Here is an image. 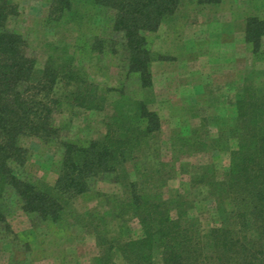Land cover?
<instances>
[{
	"label": "trees",
	"instance_id": "1",
	"mask_svg": "<svg viewBox=\"0 0 264 264\" xmlns=\"http://www.w3.org/2000/svg\"><path fill=\"white\" fill-rule=\"evenodd\" d=\"M48 22L81 25L85 17L110 15V29L120 40L94 36L85 42L89 54L109 52L126 68L125 81L114 90H102L82 71L69 48H54L45 67L28 51V42L9 24L18 16L13 0H0V225L10 229L8 195L17 197L21 209L52 227L66 224L73 201L87 195L90 181L115 174L127 191L124 209L142 228V237H109L93 230L100 255L96 264H264V83L248 76L235 95V116L221 127L217 146L225 145L230 162L219 173L216 165L197 168L194 187H209L217 205V223L208 231L191 214L194 202L184 195L165 199L146 188L150 179L132 181L127 164L138 159L161 133L155 102L152 65L157 57L148 34L172 22L184 3L220 6L224 0H46ZM245 42L254 57H264V18L246 19ZM138 86L130 94L128 81ZM111 104L112 115L101 139L81 143L61 139L55 115L64 106L102 112ZM26 139L63 148L59 176L54 185L18 173L30 158ZM235 146H231V142ZM200 144V143H199ZM204 149L207 144L201 143ZM216 147V146H215ZM81 218V216L79 217ZM86 219L77 222L87 228Z\"/></svg>",
	"mask_w": 264,
	"mask_h": 264
},
{
	"label": "rangeland",
	"instance_id": "2",
	"mask_svg": "<svg viewBox=\"0 0 264 264\" xmlns=\"http://www.w3.org/2000/svg\"><path fill=\"white\" fill-rule=\"evenodd\" d=\"M13 2L19 14L9 28L28 42L37 69L45 67L55 47H67L92 82L102 90L112 89L109 101L113 102L117 94L114 90L125 81L126 68L119 56L109 52L92 55L85 46L96 35L120 40L121 35L110 29V15L87 16L81 25L51 24L46 0ZM250 15L264 18V0H224L212 7L184 3L172 22L147 35L152 51L164 59L152 65L155 102L149 107L158 112L162 131L137 160L127 164V173L132 181L150 179L146 190L153 195L175 199L180 193L193 201L191 214L205 231L217 223V205L209 187H194L192 177L198 167L216 165L221 173L229 165L226 146L215 144L221 127L235 116V95L245 78L252 76L257 85L264 83V57H254L244 41ZM128 84L130 94L135 93L136 81L131 79ZM111 107L109 104L102 112H91L64 106L55 115L61 139L81 143L101 139L112 115ZM201 143L208 147L204 149ZM24 145L30 150V158L17 174L54 185L62 146L38 139H26ZM90 188L87 195L73 201L67 223L60 227L29 217L17 197L9 193L10 229L0 225V264H96L100 248L93 230L97 226L109 237H142L139 220L124 209L127 191L115 174L93 178ZM79 219H86L87 228L78 224ZM114 259L126 264L118 254ZM155 262L162 264L160 253Z\"/></svg>",
	"mask_w": 264,
	"mask_h": 264
}]
</instances>
